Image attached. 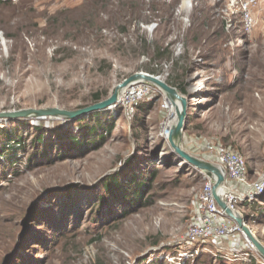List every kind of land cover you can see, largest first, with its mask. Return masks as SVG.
Returning <instances> with one entry per match:
<instances>
[{
	"label": "rangeland",
	"instance_id": "1",
	"mask_svg": "<svg viewBox=\"0 0 264 264\" xmlns=\"http://www.w3.org/2000/svg\"><path fill=\"white\" fill-rule=\"evenodd\" d=\"M139 38L162 48L169 45L172 58L182 59L179 65L188 69L187 75L173 71V62L150 64L154 51L143 53ZM138 72L161 76L165 83L174 72L187 84L192 98L183 150L202 159L208 158L205 144H220L246 156L251 181L264 180V0L0 4V113L87 108L108 99L118 84ZM95 95L101 100L95 102ZM155 95L127 109L114 106L70 120L44 117L18 124L26 139L35 133L29 126L33 120L76 129L78 121L93 124L92 114H98L101 126L111 128L97 150L51 159L41 167H29L33 143L21 149L17 171L0 187V264L18 232L26 233L24 248L17 245L13 253L17 264H264L242 235L218 241L213 236H188L204 175L181 161L162 136L168 110L161 107L162 96L150 101ZM46 131L50 133L48 127ZM172 156L171 166L162 165ZM128 159L135 174L152 175L147 176L151 190L144 188L143 193L149 199L146 206L124 215L129 210L123 199L128 190L108 200V206L96 205L97 212L84 205L76 214L77 225L48 253L31 241L30 235L40 229L31 218L21 232L22 216L36 196L57 189L62 195L73 185L89 198L104 194L103 179L116 172L129 175L123 168ZM52 199L53 194L47 202ZM241 211L264 245V213L248 206Z\"/></svg>",
	"mask_w": 264,
	"mask_h": 264
},
{
	"label": "trees",
	"instance_id": "2",
	"mask_svg": "<svg viewBox=\"0 0 264 264\" xmlns=\"http://www.w3.org/2000/svg\"><path fill=\"white\" fill-rule=\"evenodd\" d=\"M3 1L4 0H0V4ZM138 40L140 42V50L143 53L149 54L150 49L154 51L150 64L157 61L173 62V65L175 66L173 71L177 73V71L180 70L182 76L187 75L188 69H182L179 65L182 62V59L172 58V53L169 51V45L166 48H162L156 43H147L142 38H139ZM174 75L177 74H174L173 72L168 76L166 81L167 84L170 87L175 88L180 94L188 95L186 91L187 84L181 80V78ZM155 94L154 98L150 99V101L161 97L159 92ZM100 100L101 97L99 95L94 96L95 102ZM139 107H141V105ZM100 118L102 119L101 115L92 114V121L96 120L93 124H86L85 122L79 123L78 121L76 129L62 124H49V122L43 124L40 120H33V122L29 123V126L35 133H29L28 135L31 136V138L27 139L24 138L25 131L23 132L22 129L19 130V128H17L19 123L26 122L27 120L20 119L8 120L7 123L2 122L0 124V187H3L2 183L10 182V176L17 171L16 169L19 166L15 164L19 161L18 156L21 149L29 143L28 141L33 143L29 146L28 150L32 153L28 155L27 159L29 167L31 168L45 166L51 162L49 160H60L65 158L68 154L71 156L82 157L89 151H94L100 148L106 140V133L110 132L111 128L110 125H106L105 127L103 125L101 126ZM47 127L50 130V133H47ZM169 156H171V154H169ZM171 158L172 159L167 160V162L164 161V164L162 165H167L168 167L171 166L173 159H175L173 156ZM202 159L212 162V160L207 157H202ZM131 163L132 160L129 159L124 163L123 168H127L125 174H129L127 177H125L124 174L120 176V172H116L114 175L107 177L110 179H103L102 189H104V194L95 193L89 198V196H83V192L75 185L66 187L62 194L63 196L58 189L49 191V193L47 192L48 194L46 193L40 197L38 201L34 202V204L28 205L21 219V232H25L27 222L31 218L35 226L40 228L39 230L43 229L42 231L37 230L35 235L31 234V241L36 249L45 250V252L48 253L54 247L53 245L71 233L70 229L77 225L75 219L76 214L80 212V209L84 205H88L89 210L97 212V210H94L96 205H99L96 207H101L103 205L108 206V200L118 199L122 191L128 190V193L123 199L125 200L126 206L128 205L129 210L124 215H127L133 208L135 209L137 207L146 206L149 203V199H144L143 193L145 191L144 188H148L149 191L151 190V184H149L147 176L149 177L152 175L146 174L144 178L141 174H135L136 172L134 169L129 168ZM155 171L156 169L153 170V172ZM195 174H197V171H195ZM130 193L131 195H129ZM51 194H53L54 199L51 200L52 202H47V197ZM127 197L129 199H127ZM259 201L264 203V195L259 196ZM258 203L259 202L254 203L250 208L251 210L259 212V214H263L264 206H260L259 204L261 203ZM245 218L247 219L248 216H245ZM92 220H97V218H93ZM24 234L21 236L20 232H18L14 237V244L2 258V264L18 263L13 260V258H15L13 253L15 252L17 245H22V248H24ZM47 235H51V237H48ZM240 236L241 235L239 234L237 237L241 239ZM26 263L29 264L30 262Z\"/></svg>",
	"mask_w": 264,
	"mask_h": 264
},
{
	"label": "built area",
	"instance_id": "3",
	"mask_svg": "<svg viewBox=\"0 0 264 264\" xmlns=\"http://www.w3.org/2000/svg\"><path fill=\"white\" fill-rule=\"evenodd\" d=\"M246 18L249 19L248 15ZM152 92H158L152 85L144 82L136 83L124 90L117 106H122L125 109L128 106L135 107ZM162 102L161 107L163 110H168L167 118L169 120V106L164 99ZM203 150L212 162L220 165L225 170L226 180L237 187L231 188L225 181V186L220 192L222 201L229 210L238 212L244 217L241 208L244 206L250 208L254 203L258 202L259 196L263 193L264 180H250L247 159L243 154L227 149L220 144H213L212 142L205 144ZM202 174L204 175L203 185L198 195L197 212L195 218L189 224L188 236L192 240L201 238L202 236H213V239L218 241L217 239L229 238V236L237 234L242 235L240 228L234 221L224 215L213 197L214 177L209 173L202 172Z\"/></svg>",
	"mask_w": 264,
	"mask_h": 264
},
{
	"label": "water",
	"instance_id": "4",
	"mask_svg": "<svg viewBox=\"0 0 264 264\" xmlns=\"http://www.w3.org/2000/svg\"><path fill=\"white\" fill-rule=\"evenodd\" d=\"M142 82L152 85L161 94L162 98L169 106V111L172 117L168 128L167 137L165 139L173 153L181 161L187 163L196 170L209 173L214 177L212 193L218 207L223 211L224 215L227 218L235 222V224L240 228L241 233L247 243L252 246V248L259 254V256L262 257V259H264V245L259 242L251 229L246 225L244 217H242L238 212L229 210L220 197V192L225 186L226 181L225 170L220 165L214 162L206 161L204 159L192 156L182 148V141L184 132L186 130L188 117L189 102L192 96L189 94L181 95L179 92H177L176 89L170 87L167 83H165L161 76H155L144 72L135 73L118 84L115 87L114 92L108 99L80 110L64 111L58 108L18 110L13 112L0 113V120H28L40 119L44 117H51L62 120L74 119L83 115L117 106V104L120 102L122 93L126 88L136 83ZM46 193L44 192L40 196H36L35 202Z\"/></svg>",
	"mask_w": 264,
	"mask_h": 264
},
{
	"label": "bare ground",
	"instance_id": "5",
	"mask_svg": "<svg viewBox=\"0 0 264 264\" xmlns=\"http://www.w3.org/2000/svg\"><path fill=\"white\" fill-rule=\"evenodd\" d=\"M171 117H172V116H171V114H170V117H169L168 123L165 125V127H163L162 136H163L164 138L167 137V132H168V128H169V125H170L169 121H171Z\"/></svg>",
	"mask_w": 264,
	"mask_h": 264
},
{
	"label": "crops",
	"instance_id": "6",
	"mask_svg": "<svg viewBox=\"0 0 264 264\" xmlns=\"http://www.w3.org/2000/svg\"><path fill=\"white\" fill-rule=\"evenodd\" d=\"M229 187H234V188H237L234 184H227ZM240 191V189H238Z\"/></svg>",
	"mask_w": 264,
	"mask_h": 264
}]
</instances>
